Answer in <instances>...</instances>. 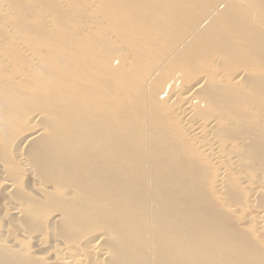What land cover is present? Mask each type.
Listing matches in <instances>:
<instances>
[{
    "label": "rangeland",
    "instance_id": "1",
    "mask_svg": "<svg viewBox=\"0 0 264 264\" xmlns=\"http://www.w3.org/2000/svg\"><path fill=\"white\" fill-rule=\"evenodd\" d=\"M21 1L25 6H27V8L19 13V0H0V166H2V168H0V246H9V248H15V250H19V252H22L18 254H24L27 255V257L30 256L28 259L31 258L33 260H36L37 262H40L41 264H44L47 261L38 260H40L41 257H46L45 255H48L46 258L50 260H53V256H56L55 258H58L57 252L54 251L53 247H55L54 244H56V242L58 243L60 239L61 242L64 239L66 241L67 239L74 240L75 242V240H78V238L82 237L81 242L78 240L79 242L76 241V244H72L71 241L70 243L69 241L67 242L71 246L77 245L79 243L78 246L82 247L84 246L83 243L89 237L83 236L89 233L99 232L104 227V225L108 224V221L103 222L99 217L95 219L88 218L82 221L76 227V229H64L61 234L59 231L60 225L57 226V223H54L55 221L53 222L52 214L57 210V204L63 201H71L72 199H74V194L70 192L65 193L63 189H54L53 183H55V181H53L52 179H47V175L42 173L37 163L39 159L46 157V151H44V149L49 146L51 133H48V131H46L48 133L45 134L46 136H42L39 141L33 144L31 143L29 146L25 145L27 144L25 141L21 143L20 141H17L15 136L18 135L20 137L19 134H21V137L23 134H25L23 135V137L31 136L36 130L44 128V126L46 125L48 130L51 131L50 127L58 124L62 127L57 128L55 126V128L52 129H60L59 135L70 142L69 138L71 139V133L76 127L74 121V113L77 115V121H79V125L83 122V128H81V131L83 132L89 129V121L92 120V118L100 121L103 115L107 118V116L111 114H116V117L118 118H113L114 121L115 119L116 121L118 120L117 122H115L116 127L119 126V128H121V126L123 127L124 124H126L129 131L136 132L133 130L138 127L141 128L139 118L141 117V114L142 116L143 114H145V111H147V109L150 110V104L151 110L153 112L156 109L155 112L157 117L154 121V118L152 116L153 113H151L150 116V111L148 110V115L150 116L149 121L148 119H146L148 115H145L146 121L143 123V126L149 125V129L151 130V132H142V136L150 134L154 137L153 127L158 129L161 128L162 134L163 132H165V135L163 134L162 136V140H165V142L160 141L158 144L162 146V144L166 143L168 147L170 146L169 144H171L172 146L174 145L173 147H176V150H178L176 154L181 157L183 156L182 159L184 160L189 159L191 163L190 168H192L193 166V168L195 169L194 179L196 180L195 189L197 190V192L191 193L188 199L199 206V210L201 213L203 210V212L207 214L208 217L212 218L214 216L216 218L219 224L218 230H222L223 232L228 233L232 238H236L237 236L240 237V235H243L244 238H247L249 240L248 243L250 244V246L248 247L252 248L251 250L228 249L229 253H236L241 251L254 263L264 264V245L256 237L255 232H253V230L255 231L254 222L249 219L246 220L247 208H249L250 206L249 201L251 198L249 199V197L251 195V192L249 193L246 187L242 186L241 181H239V174L241 172H245L250 174L249 177L252 181L260 179L261 183L264 182V174L262 175V172H258L257 170V172L255 171L253 173H249L248 171L251 169H255V166L257 167L261 157L258 154L253 155L250 152V148L254 145L253 141L256 139L255 136L245 135V133H251L252 131L256 132V130H261L262 128V126L257 128L255 126L256 119L253 120L250 118L256 114V109H254L253 111V106H255L256 104L253 99H251L254 86L255 84L259 86H261V83L264 84V56H262L264 54V0H198L189 9H185V4L183 9L179 8V5L187 0H155L153 5L156 9L152 11H149L147 6H143V3L140 4L139 0H133L131 3L140 7V10L134 9L131 11L124 9L125 4H121L123 0ZM220 4L222 5L221 11L219 10V13H217V15L212 20L219 18V15L222 13L223 17L221 16V21L217 22L216 25H219V28L221 30H224V27H227L230 22V26L232 25L234 29L237 28V30H240H236L238 34L240 33L239 36H236L242 40H245V46L239 49V46H237V44L240 45L239 40L227 43V45H232L233 47L237 48L236 51H238L235 52L233 56H231V58H233H230L229 62L227 63V61L224 60L219 62L217 61L219 59H222H217L219 57L217 55H221L220 53L223 52L222 50L225 47L223 44L217 42V45L220 46L219 49L221 50L219 53L214 49V46H212L213 43H211L212 45L206 43L205 45H203V47H201L204 50L202 51V53H206L205 57L202 56L201 58V56L198 55V50H200V47L198 49L193 48L191 49V52H197L196 55L192 54V57H190L189 60H180L181 63L179 62V64L178 58H172L174 51L178 50L177 47L179 46V44H181V42L182 45L185 42L184 47H187L189 46L188 44L190 43V39L192 40L198 37V34H193V29L196 33H198L203 28H206V30L210 31L209 27L207 26L198 29L199 26L195 25H197V23L199 24V22H203V20L208 17V15L215 9V7ZM58 5L60 6L58 7ZM14 9L18 13H16ZM110 12L115 15V18L107 17L108 13ZM170 12H172V16L166 18L170 14ZM17 14H20V18ZM63 15L64 18H62ZM177 15H180V19L178 20V22L174 23L171 18L176 17ZM55 16L58 23L56 22ZM129 19L133 21H144L145 19L150 22H155L157 24V31L154 33L157 35L162 34L160 35V37L162 38H159V40L157 39L151 47L142 48L139 45L141 43L140 39L137 38L135 40L134 36L129 31L131 28L127 23ZM48 20L49 23L47 22ZM51 23L56 24L52 25ZM117 23L122 24L123 26L120 28V32L122 34V42L120 43L116 42V38L119 37L118 31L108 30L107 27L108 24L114 25ZM223 24H225V26ZM191 25L195 27L193 28ZM35 31L36 33H34ZM115 35H117V37ZM61 37L62 39H60ZM67 38H69V42L67 41ZM203 38H205V36L200 39ZM232 38H235V35ZM61 40L63 42L65 41L66 43H60ZM116 45H118V47ZM119 45L121 48H123L121 49ZM175 46L177 49H175ZM184 47H180L183 50V53L185 49ZM132 48H135V51L137 52L145 50L146 54L143 53L144 55L139 60L136 59L134 64V68H136V71L129 76V74H127V67H129V65L133 63L132 59H134L133 53L131 51ZM173 48L174 51H172ZM73 49L75 50V56H79V59L81 61L80 67H82V71L79 75H75L73 77H68L67 73L66 76H64L59 72L61 68L68 67L71 70H75L74 64L71 59V57L73 56ZM167 51L169 55L166 54ZM86 52H88L89 56L86 54ZM174 54L177 55L176 52ZM178 54L180 55L182 53H180L179 51ZM223 54H225V50ZM156 55L157 58L159 57L160 59L158 58L157 60V58H155ZM163 56H165V58ZM114 57H119L120 59L118 58L119 60H117ZM162 60H165V66L164 64H162ZM173 60L176 70H174L175 68H173ZM153 61L157 65H155ZM159 61L160 64H158ZM90 63L95 68V70H93L92 72L91 79H89V75H86V70ZM107 63L108 66L110 64L109 68L113 65L111 67L113 69L112 71L117 70L119 72V76L117 78L106 79L104 73L107 68ZM186 63L188 64L186 65ZM158 65L161 66L158 67ZM217 65H219V67L221 68H218ZM169 67L171 68L169 69ZM219 69H221L222 71L220 73H223V71L225 72L223 76L219 75ZM243 70H246V75L245 77L241 76L239 80L238 76ZM177 71L179 72L177 73ZM14 73L16 76L14 75ZM175 74L177 75V78ZM204 76L206 78H204ZM207 76L210 79H207ZM5 77L7 80L5 79ZM169 77L171 78V80L172 78L178 79V77H180V79L178 80L180 85L176 87V90L178 91L175 90L173 85V87H171V89L169 88L166 93H162L165 88L166 80H168L167 83L170 81ZM234 80L236 81V84L234 83ZM247 80L251 84L250 89H248L249 86L245 82ZM226 81L227 83H225ZM240 81L242 82L241 84ZM195 82H202L204 87L213 84V86L219 87L221 84H226L225 86L221 85L223 89L228 88L230 85L229 88H232L231 91L233 93L231 92V94L233 96L238 94L237 88H239V91L242 93L241 95L238 94L239 97L236 96L235 99L237 100L238 98L239 100V98H241L240 100H245L246 98L247 100L250 99L251 103L255 104L246 105L243 100L242 102L240 101L239 104L234 103L232 104V106H230V108L234 110L235 114L238 115V110H235L236 108L234 107V105L236 106L237 104V107L239 108V116H242L243 119L247 118L242 122L241 128L243 129H239V127H237V123L235 124L232 121L230 123L229 119L227 121L226 117L220 114V111L222 112L224 111V109H219V107H213V109L210 107H206L203 104L200 105V103L195 106V114L198 108L201 111L200 112L198 110L197 115H199V113H201V115L198 116L197 119L201 121H210L212 119H216L215 121L217 122V126L215 128L214 134L215 132L217 133L216 138L222 144L221 150H224L223 153L225 154H227L229 151H233L226 156L231 157L233 155L234 157V154H236V158L238 157L237 155H239L240 160H238V158L237 160L242 165L240 166L241 168L239 167L240 169L238 171H235L233 168L229 167L230 165H227L229 163V159H227L228 162L226 161L223 163L222 161V163L220 162V164L219 161L217 162V164H219V166H221L223 169H228L227 177L223 182V185H225V183H228L227 188L225 187L227 185L224 186L228 193L226 192V194H221L218 198L214 196L216 194L214 192L216 182L215 175L218 172L215 168V165L217 164L213 161V164H215L213 165L211 161H209V159L206 158V156H204L202 152H200L195 147L196 145L193 143V140L189 134V126H185L184 124L182 125V115L181 113L179 114L176 109L177 105H180V101L176 98L178 94L187 92L192 85H195ZM215 82H217V86L215 85ZM105 84L110 85V91L112 93H119L124 98L128 99L125 103L122 104V106H120L121 108L119 110H117V104L120 103V99H123V97L117 94L119 99L115 95L113 98L110 93L108 95L109 98H111L112 96V98L115 100H110L107 96L106 99L108 98L109 100H107V102L105 103V98L103 99V97L105 96H102V93H100L103 90ZM232 86L235 88H233ZM35 87H37V89ZM63 88H70L72 97L66 95V92L65 96H58V91ZM233 89H235V91H233ZM74 91H76L75 97L73 95ZM201 91H199V93L202 96H199L198 94L199 98L204 96V92L202 89ZM226 91L228 90L226 89ZM152 95H154L156 98ZM66 96L67 100H65ZM153 97L155 98V100H157V103H155L156 101H153ZM63 99L66 102L62 101ZM145 99L147 102L143 103V100L145 101ZM109 101L113 102H111L110 104L112 106H115L114 108L117 112L113 107L112 109L110 105H108ZM114 101H117V103H115ZM149 101H151V103ZM171 102H173V104ZM104 103L107 105L104 106ZM78 106H84L86 108L80 109L77 108ZM240 107H242L246 114L242 112ZM103 108L106 109V115ZM108 109L110 111H108ZM40 111L41 114L44 113L42 114V117L44 118L42 119V122L39 123V126H33V123L31 124V122L34 120L35 114L37 112L40 113ZM217 111L220 115H216ZM209 112L211 113V115L209 114ZM241 113H243L244 115H241ZM201 116L204 118H201ZM119 118L121 119V121ZM161 119L162 123L160 122ZM156 120V124L161 123L162 126L156 125ZM183 128L185 130H183ZM119 132L120 133H117L116 131L117 134L121 135L122 131ZM58 138L59 137H57L56 140L63 139ZM14 140L15 143L13 142ZM101 141L102 138L101 135H99V137L95 139V142ZM85 143L88 150L99 148L98 145L88 146L87 139L84 135V137L81 136L80 147ZM243 144L246 146H242ZM110 145L107 147L109 148ZM128 146L131 149V155L132 153L140 155L142 149L141 145H138L137 142L134 143L132 140L129 141ZM118 150L119 149H117V151ZM23 153L29 159V163L31 165V169L27 173L24 168L22 169L20 167L22 166L20 164L22 158L21 155ZM137 155L135 156L137 157ZM190 163L188 165H190ZM251 166H254V168H252ZM85 167V164H83L82 169ZM4 177L9 180L11 179L12 182H15V185L13 184V186L16 187L15 190H12L14 189L12 188L11 191L8 188L7 184H5L7 183V179L6 181H4ZM185 180L186 178L180 181L184 182ZM188 184L189 178L184 183V185ZM224 187L222 186L220 192H225V190H223ZM8 191H11L12 194L10 192L9 195ZM30 200H32V205L35 207V209L39 207L41 208L39 214H34L33 216H29L26 218H22L17 214H13L14 212L12 211V208L15 207V205L18 206V201L21 206L23 205L22 207L26 208L27 203L31 202ZM255 202L257 205L256 207H258L259 205V207L261 206V209H264V192H261L259 193V195H257V199H255ZM230 203H234L236 205L238 204L240 211L238 210L239 212L237 211L236 213L232 214L227 208ZM223 204H226V206H224ZM63 205L67 206L65 204ZM243 208H246V212ZM7 212L8 214H5ZM25 220H29L30 224H26L28 221L25 223ZM30 220H33L36 229H32V221ZM23 222L27 226L30 225L31 228L28 229L29 232L25 230L27 226H24ZM242 223H245L247 225L243 227L244 224ZM114 226L116 227V225ZM30 229L33 231H30ZM37 229L38 231H36ZM12 230L15 232H13ZM23 230H25V232H23ZM135 230L138 233L147 231V238L149 239L154 237V233L152 232V230H150V228H148L144 223L135 227ZM244 230L246 232H244ZM247 231H249L248 233L251 232V234L248 235ZM40 236H42V238L44 237V239H40ZM14 237H17V239H15L19 242L15 243ZM216 238L219 242L221 236L217 235ZM41 240H43L42 243L39 242ZM212 241L213 240L208 239L206 241V244ZM191 242L202 243V241L197 236H193L191 238ZM220 242L219 247H221L222 245V243ZM237 242L243 244L241 240ZM15 244H17V246H13ZM134 245L137 246V243H135ZM252 245L254 246L252 247ZM49 250H51V252ZM81 250L84 249L82 248ZM259 252H261V254ZM28 253H30L31 255ZM73 253L74 255H78L76 251H74ZM18 254L16 253V255ZM166 254L168 256L167 260L169 261V264L172 263L175 258L174 251L169 250ZM39 255L40 257H38ZM215 255L216 254L210 257L197 256L194 257L191 262H189L186 257L185 264H225L219 257V255ZM35 257H38L39 259H36ZM76 257H80L79 260L82 257L81 263L84 262L83 264H98L96 260L97 257H93V259H90L89 257L85 258L84 254H79ZM142 258L146 259L148 257L142 254ZM5 260L13 261L11 258H6ZM51 262L52 261H48L47 264H50ZM135 262L140 264L138 261ZM107 263H109V259L105 260L104 262V264ZM157 263L158 257L155 256H150L149 261H147V264Z\"/></svg>",
    "mask_w": 264,
    "mask_h": 264
},
{
    "label": "bare ground",
    "instance_id": "2",
    "mask_svg": "<svg viewBox=\"0 0 264 264\" xmlns=\"http://www.w3.org/2000/svg\"><path fill=\"white\" fill-rule=\"evenodd\" d=\"M59 1H57V2H59ZM132 1L133 0H123L121 4H125L124 9H126L128 11H131L134 9L140 10V7L131 3ZM197 1L198 0H192V1L187 0L183 3H181L179 5V8L183 9L184 4H185L186 5L185 9H189ZM139 2H140V4L143 3V6H147L149 11L156 9L155 6L153 5L155 0H139ZM239 2H242V1H239ZM19 3H20V11H19V13H20L21 11L26 9L27 6H25L21 0H19ZM59 6L60 5H58V7ZM54 7H56V6H54ZM61 7H62V5H61ZM221 8H222L221 4L217 5L215 7V9L208 15V17L205 20H203V22H199V24L197 23V25H195V26H199L198 29H200L201 27L207 26V27H209L210 31L206 30V28H203L198 33H196V32H194V29H193V34L194 35L198 34L197 35L198 37L196 39H192V40L190 39L189 40L190 43L188 44L189 46H187V47L186 46L184 47L185 42L183 43V45L181 42V44H179V46L177 47L178 50L174 51V48H173V50L171 49L172 51H174V53L175 52L177 53V55L173 53L172 58L173 57H176V59L178 58V63L179 62L181 63L180 60H182V61L184 59L189 60V58L192 57V54L196 55V53H197V52H194V53L191 52V49H193V48L198 49L199 47H200L199 49L201 51L198 50V55H200L201 58H202V56L205 57L206 53H204V52L202 53V51H204V50L201 47H203V45H205L206 43L207 44L213 43V45L212 44L211 45L214 46V49L220 53V51H221L219 49L220 46L217 45V42H219L225 46L222 50L223 52L225 50V54H223V52H221L220 53L221 55H217V56H219L217 59H219V58H222V59L221 60L216 59V60L218 62L224 60V61H227V63H228L231 56H233L234 53L238 52V51H236L237 48L233 47L232 45H227V43H229L231 41L239 40L240 42L239 41L238 42L240 43V45L237 44V46H239V49L245 46V43H244L245 40H242L239 37H237V36H239L240 33L238 34L236 32L237 28L234 29L232 27V25L230 26V22H229V25L227 24L228 25L227 27H224L225 28L224 30L223 29L221 30L219 28V25H216L217 22L221 21L220 20L221 16L223 17L222 13L219 15V18L212 20L217 15V13H219V10L221 11ZM82 9H83V7H82ZM14 11L16 13H18L15 9H14ZM47 12H49V11H47ZM84 12H85V9H84ZM17 15L20 18V14H17ZM171 16H172V12H170V14L166 18L171 17ZM107 17L108 18H115V15L110 12V13H108ZM62 18H64V15L62 16ZM55 19H56V16H55ZM179 19H180V15H177L176 17L171 18V20L174 21V23L178 22ZM58 20H60V19H58ZM52 21H53V19H52ZM47 22L49 23V20ZM56 22L58 23L57 19H56ZM65 22H66V20H65ZM67 22H69V21H67ZM222 22H224V21H222ZM127 23L131 27L129 31L134 36V39L135 40L137 38L140 39L141 43L139 45L142 48H147V47L149 48L154 44V42L157 39L159 40V38H162V37H160V35H162V34L157 35L154 33L157 31V24L155 22H150V21H147L145 19H144V21H142V20L133 21V20L129 19ZM51 24L55 25L56 23L55 24L51 23ZM223 25L225 26V24H223ZM104 26H106V25H104ZM42 27H43V25H42ZM107 27H108V30H117L119 37H117V35H115L117 37L116 42H118V43L122 42V34L120 32V28L123 27L122 24H118V23L114 24V25L108 24ZM237 31H240V30H237ZM34 33H36V31ZM111 34H110V36H111ZM232 34H233V36L235 35V38H232L233 37ZM43 36H44V34H43ZM204 36H205V38L200 39ZM163 38H165V37H163ZM60 39H62V37ZM68 39L69 38H67V41H68ZM208 41H209V43H208ZM60 43H66V42L65 41L63 42L61 40ZM174 43H175V41H174ZM116 46L118 47V45H116ZM182 46L185 48L184 49L185 54L183 53V50L181 49ZM215 46H216V48H215ZM119 47H120V45H119ZM177 48L175 46V49H177ZM73 50H72L73 56L71 57V59H72V62L74 64L75 70H71L68 67L61 68L59 72L61 74H63L64 76H66V73H67L68 77H73L75 75H79L82 71V67H80L81 61L79 59V56L78 57L75 56V50L74 51ZM118 50H120V49H118ZM84 51H86V50H84ZM131 51L133 53L134 59H132L133 63L131 62L132 64H130L129 67H127V69H128L127 74H129V76L132 75L136 71V68H134V64H135L136 59L139 60L144 55L143 53L146 52L145 50L137 52V51H135V48H132ZM179 51L182 54L179 55L178 54ZM200 52H201V54H200ZM86 54L88 55V52H86ZM166 54L169 55L168 51ZM166 54H165V56H166ZM190 54H191V56H190ZM87 55H86V57H87ZM165 56H163V57L165 58ZM212 56H214V55H212ZM262 56H264V54ZM114 58H116V57H114ZM118 58L119 57H117L116 59L119 60L120 58L119 59ZM126 58H127V56H126ZM155 58H157V55ZM158 58H157V60H158ZM193 60H194V58H193ZM164 61L162 60V62H163L162 64H164V66H165ZM108 63H107V68L105 70L104 76L106 77V79L107 78L108 79L117 78L119 76V72L117 70L112 71L113 69L111 67L113 65L111 64L112 66L109 68L110 64L108 66ZM153 63H154V61H153ZM172 63L174 64V60ZM158 64H160V61L158 62ZM187 64L188 63H186V65ZM155 65H157V64H155ZM160 66L161 65H158V67H160ZM220 66H222V65H220ZM217 67L221 68V67H219V65H217ZM170 68L171 67H169V69ZM173 68H175L174 70H176L175 64H174ZM263 69H264V67H263ZM93 70H95V68L90 63L87 67V70H86V75L90 76L89 79H91V77H92ZM218 71H219V73L222 72L221 69H219ZM178 72L179 71H177V73ZM180 73H181V71H180ZM224 73L225 72L223 71V73H220L219 75L223 76ZM14 75H15V73H14ZM20 75H21V73H20ZM245 75H246V70H243L239 74L238 79L241 76L245 77ZM205 76H204V78H206ZM232 76H233V74H232ZM180 77H181V75H180ZM180 77H178V79L172 78V80L169 77L170 81L167 83L168 80H166L165 88H164L162 93H166L169 88L171 89V87H173V85H174V88L176 90V87H178V85H180L178 82ZM176 78H177V75H176ZM5 79H6V77H5ZM207 79H210V78H208V76H207ZM235 80H237V79H235ZM183 81H182V83H183ZM205 81H207V80H205ZM219 81H221V80H219ZM245 82L249 86L248 89H250L251 84L249 83V81L247 80ZM216 83L217 82H215V85H216ZM225 83H227V81ZM234 83L236 84V81ZM241 83L242 82L240 81V84ZM194 84L195 85L191 84L192 86L187 92H185L183 94L180 93V94H178V96L176 95L177 96L176 98L180 101L179 106L176 104L177 105L176 109H177L178 113L179 114L181 113V115H182V117H181L182 125L184 124L185 126H189L188 127L189 128V134L193 140V143L196 145L195 147L200 152H202V154L204 156H206V158H208L212 164H213V161L216 162V164L219 161V164H220V162L222 163V161H223V163H224L227 161V159H229V163L227 165L228 166L230 165L229 167L233 168L235 171H238L241 168L240 166H242L241 163H239V161H238V160H240L239 155H237L238 157H236V158H235L236 154H234L235 155L234 157H233V155L231 157L226 156L227 154L229 155L233 151H229L227 154L223 153L224 150H221L222 144L216 138L217 133L215 132V134H214L215 128L217 126V122L215 121L216 119L215 120L212 119L210 121H201V120L197 119L198 116L201 115V113H199V115H197L199 108L197 110V107H196L197 111L195 114V106L200 103V105L203 104L206 107H210V108H213V107L218 108L219 107V109H224V111H222V112L220 111V114L222 116H225L227 121L229 119L230 123H231V121L234 122L235 124L237 123V125H238L237 127H239V129H240L242 122L245 121V119H247V118L243 119L242 116H239V108L237 107V104H236V106L234 105V107L236 108L235 110H238V115L235 114L234 110L231 109L230 106H232V104H234V103L239 104L240 101L242 102L244 100V99L240 100L241 98H239V100H238V98H237V100L235 99V97L236 96L239 97L238 94L241 95L242 92H240L239 88L236 87L237 91H238V92L237 91L236 92L238 94L233 96L231 94L232 88H229L230 85L228 88L223 89L222 86H225L226 84H221L222 86L219 84L220 85L219 87L213 86L214 84L213 85H207V87H204L202 82H197V83L195 82ZM19 86H21V85H19ZM181 87H182V85H181ZM202 87H204V88H202ZM35 88L37 89V87H35ZM233 88H235V87H233ZM41 89H43V88H41ZM44 89H46V88H44ZM201 89L204 92V96L199 98L198 94H199V96H202L199 93V91H201ZM226 89L228 91H226ZM172 90H173V88H172ZM176 91H178V90H176ZM233 91H235V89H233ZM241 91H243V90H241ZM65 92H66V95L72 97L70 88L60 89L58 91V96H60V97L65 96ZM173 92H175V91H173ZM100 93H102V96H105V97H103V99L105 98V103L107 102V100L113 99L114 95L118 98L117 94H119V93H112L110 91V85L109 84H105L103 87V90ZM109 94L112 95L113 98H112V96H111V98H109V96H108ZM73 95L75 97L76 91L73 92ZM119 95L122 96L121 94H119ZM107 96L109 99L108 98L106 99ZM152 96H154V95H152ZM154 97H153V101H156L155 103H157V100H155L156 97L155 98ZM162 97H164V96H162ZM172 97H173V95H172ZM251 97H252L251 99H253V101L255 102L256 105L251 103L250 99L247 100L244 97L245 98L244 102L246 103V105H255V106H253L254 107L253 111H254V109H256V114L253 117H251L250 119H253V120L256 119L255 120L256 121L255 126L257 128L262 126V128H261V130H256V132L252 131L251 133H245V135L255 136L256 139L253 141L254 145L250 148V152L253 155L258 154L261 157V159H260V162L257 165V167L255 166V169H251L248 171H249V173H251V172L253 173L255 171L257 172V170H258V172L259 171L262 172L261 174L263 175L264 174L263 173L264 172V105H263L264 84L263 83H261V86L255 84ZM65 100H67V96H66ZM113 100H115V99H113ZM120 100H121L120 103L117 104L118 105L117 110H119L121 108L120 106H122V104L125 103L128 99L123 97V99H120ZM62 101H64V99ZM117 101L116 102L114 101V102L117 103ZM151 101H149V102L151 103ZM64 102H66V101H64ZM111 102L112 101H109L108 105H110L111 108L112 107L114 108L115 106H112L110 104ZM144 102L145 103L147 102L146 99H145V101L143 100V103ZM105 103H104V106L107 105ZM171 103L173 104V102H171ZM173 106H175V105H173ZM77 108L82 109V108H86V107L78 106ZM149 108H150V110L147 109V111L148 110L150 111V116H151V113H153L152 116H153L154 121H155V119L157 117L156 112H155L156 109L153 112L151 110L150 104H149ZM225 108H226V110H225ZM240 108H241L242 112L244 114H246L244 112V110L242 109V107H240ZM103 109H104V113H105L106 109L105 108H103ZM114 110H115V108H114ZM108 111H110V110L108 109ZM147 111H145V114H143V116L141 114V117L139 118L140 126H141L142 130L140 127H138V128L133 130L136 132L129 131L126 124H124V121H123V124H124L123 127L122 126H121V128H119V126L116 127L115 122H117L118 120L116 121V119H115V121H114V119H113L116 117V114L115 115L113 114L114 117L112 114L108 115L110 118L108 116L106 118L103 115V117L100 119V121L92 118V120L89 121V129H87L85 132H83V131H81V128H83V122L79 125V121H77L78 120L77 115L74 113V118H75L74 121H75L76 130H75V128L73 129V131L71 133V139L68 137L70 142H68L64 137L59 135L60 129L59 130L55 129L56 131L54 129H52V128H55V126L57 128L62 127L61 125H58V124L55 126H51L50 127L51 131L48 130L47 125H46V126H44V128L36 130L33 133V135H31V136L23 137V135H25V134H23L22 137H21V134H19L20 137L18 135L15 136L17 141H20V143L25 141L27 143L25 145L29 146L31 143L33 144V143H36L37 141H39L41 139V137L44 136L45 134L51 133L49 146H47V148L44 149V151H46V157L39 159L37 161L38 166H39L40 170L42 171V173L47 175V177H46L47 179H52L53 181H55V183H53L54 189H63L65 193L70 192V193L74 194V199H72L71 201H63V202L57 204V210L54 211L55 213L53 212V214H52L53 222L55 221L54 223H57L56 224L57 226L60 225V227H59L60 229L57 228V229H59L60 233L64 229H71V230L76 229V227L82 221H84L88 218L95 219V218L99 217L101 219V221H103V222L108 221V224L104 225V227L101 229V231L95 232V233H89V234L83 236V237L89 236L86 239V241L83 243L84 246H82V247L78 246L79 243L77 245L71 246L67 243L68 241H69V243L71 241L72 244H76L77 243L76 241H78V240L81 242L82 237L78 238V240H75V242H74V240H68V239H67V241L64 239L61 242V239H60V241H58V243L56 242V244H54V246L56 248L53 247L54 251L57 252L58 258H55L56 256H53L54 257L53 260H50V259L46 258L48 255L44 254L46 257H41L42 259L40 258V260H38V261H41V260L47 261L45 263L42 262L44 264H47L48 261L49 262L52 261L50 264H83L84 262L81 263L82 257L79 260L80 257L78 258L76 256H78L79 254L80 255L84 254L85 258L89 257L90 259L91 258L93 259V257H97L96 260H97L98 264H104L105 260H108V259H109V263H107V264H115V263H117V264H138L135 261H138L140 264H147V261H149L150 256L158 257V263L157 264H169V261L167 260L168 256L166 253L169 250H172V251H174V257L175 258H174V261L170 264H185L186 263V257H187L188 261L191 262L194 257H197V256L210 257L214 254H216L215 256L219 255V257L222 259V261L225 264H257V263H254L252 260H250V258L246 257L245 254H243L241 251L236 252V253H229V251H228V249L251 250L252 248L248 247V246H250V244L248 243L249 240L247 238H244L243 235H240V237L237 236L236 238H232L228 233H225L222 230H218L219 224H218V221L216 220V218L214 216L212 218L208 217L207 214H205L203 212V210L201 213L199 210V206L194 204L193 202H191L190 199H188V197L191 193L197 192V190L195 189L196 180L194 179L195 169L193 168V166H192V168H190L191 163H190L189 159L184 160V159H182L183 156L181 157L178 154H176V152L178 150H176V147L175 148L173 147L174 145L172 146L171 144H169L170 146L168 147L166 145V143L162 144V146L158 144L160 141L165 142V140H162V136L165 132H163V134H162L161 128L158 129V128L153 127L154 137L150 134L146 135V136H142V132H151V130L149 129V125L143 126V123L146 121L145 115L149 114V111L148 112ZM157 112H158V110H157ZM214 112H215V110H214ZM37 113L35 114L34 120L31 122V124L33 123L32 124L33 126L34 125L39 126V123H41L42 119L44 118V117H42V114H44V113L41 114V111H40V113L39 112H37ZM154 113H155V115H154ZM243 113H241V115ZM209 114L211 115L210 112H209ZM218 114L219 113L217 111L216 115H218ZM105 115H106V113H105ZM111 116H112V120H111ZM150 116L148 115V117L146 118V119H148V121H149ZM201 118H204V117L201 116ZM120 121H121V119H120ZM160 122L162 123V119L160 120ZM156 123H157V120H156L155 124ZM161 123L156 124V125L162 126ZM218 127H219V125H218ZM241 129H243V128H241ZM118 130L122 131L121 135L117 134V133H120ZM183 130H185V129L183 128ZM46 131H48V133ZM116 131H117V133H116ZM84 135L87 139L88 146L98 145L99 148L88 150L86 148V143L80 147L81 136L84 137ZM99 135H101L102 141L101 142H95V139L98 138ZM15 137H13V138H15ZM57 137L63 138V139L56 140ZM13 138H12V140H13ZM132 140L134 143L137 142L138 145L142 146L140 155H137L135 153H132V155L130 154L131 149L128 146V144H129V141H132ZM182 140H184V139H182ZM192 140H190V141H192ZM13 142L15 143V140ZM0 143H1V139H0ZM242 143H243V141H242ZM109 145H110V147L108 148L107 146H109ZM242 146H246V145L243 144ZM236 148H238V147H236ZM239 148H241V147H239ZM117 149H119V150L117 151ZM229 149H230V147H229ZM226 151H228V150H226ZM24 153L21 155L22 158H21V164L20 165H22V166H20V167L22 169L24 168L26 170V173H27L30 171L31 165L29 163V159L27 158V156ZM135 155H137V157ZM237 158H238V160H237ZM186 161H187V163H186ZM189 163H190V165H188ZM83 164H85L86 167L82 169ZM219 164H217V165L213 164V165H215V168L218 171L217 174L215 175L216 176L215 177L216 182L214 181L215 182L214 192L216 193L214 196H216L217 198L221 194H224V193L226 194L227 191H226L225 187L226 188L228 187V183L227 184L225 183V185H227V186L223 185V182L225 181V178L227 177V174H228V171H227L228 169H225V168L223 169L221 166H219ZM237 166H238V169H237ZM0 168H2V166H0ZM252 168H254V166ZM239 175H240V180H239V178H238V180L241 181L242 186H245L246 189L249 191V193L251 192V195L249 197V199L251 198L249 201L250 206H249V208H247V206H246V208H247V214L245 213L246 214V220L249 219V220H252V222H254L255 231L253 230V232H255L256 237L264 245V209H261L260 208L261 206L259 207V205H258L259 208L256 207L257 205L255 202V199H257V195H259V193H261V192H264V184H263L264 182L261 183L260 179L253 180L254 181L253 182L249 177L250 174L245 173V172H241ZM2 177H3V175H2ZM184 178H186V180L184 182L180 181ZM188 178H189V184L184 185V183L187 181ZM6 179L7 178H5L4 181H6ZM5 184H7L8 188L10 190L12 188H14L12 190L16 189V187L13 186V184L15 185V182L14 181L12 182L11 179L10 180L7 179V183H5ZM250 185H252V186H250ZM222 186L223 187L225 186L223 188V190H225V192L224 191L220 192V189L222 188ZM10 192L8 193L9 195H10ZM11 194H12V192H11ZM224 196H226V195H224ZM30 201L32 202V200H30ZM13 202H14V200H13ZM31 202L30 203L28 202L26 205V208H24V207H22L23 205L21 206V204L18 201V206L15 205V207L12 208V211L14 212V213L13 212L12 213L14 215L17 214L18 216H20L22 218L33 216L34 214H39L41 211L40 210L41 208L39 207V208L35 209V207L32 205L33 202L32 203ZM63 204H65L67 206H64ZM253 204H255V205H253ZM223 205L226 206V204H223ZM3 206H5V205H3ZM238 206H239L238 204L236 205L234 203H230V205H228L227 208L233 214L239 210ZM245 209H244V211H245ZM4 212H6V211H4ZM8 212L5 214H8ZM18 216H17V218H18ZM246 220H245V222H246ZM30 221H32V223H31L32 229H34L35 228L34 222H33V220H30ZM24 222L25 223L27 222L26 224H30L29 220H25ZM25 223H24V226L26 225ZM142 223L146 224L147 227L150 228V230H152V232L154 233V237L149 239V238H147V231L143 232V233H138L135 230V227L141 225ZM113 224L116 225V227ZM238 224H239V221H238ZM242 224H244V226L242 225L243 227H245V225H247L245 223H242ZM54 225H52V226H54ZM22 228H25V227H22ZM29 228H31L30 225L27 226V228L25 230L28 231ZM25 230H23V232H25ZM30 231H33V230L30 229ZM36 231H38V229ZM13 232H15V231H13ZM244 232H246V231L244 230ZM248 232L249 231H247L248 235L251 234V232L250 233H248ZM6 233H7V231H6ZM57 233H59V232H57ZM43 234H44V232H43ZM252 234H254V233H252ZM217 235L221 236V238L219 240V242L221 241L220 243H222L221 247H219L220 244L216 238ZM10 236H13V235H10ZM193 236H197L202 241V243H200V242L192 243L191 238ZM40 237H41L40 239H44V237L43 238H42V236H40ZM15 238L17 239V237H14V239ZM16 239L14 240V242L15 243L19 242ZM208 239L213 240V241L206 244V241ZM240 240L242 241L243 244L237 242ZM42 241L43 240H41L39 242L42 243ZM135 243H137V246L134 245ZM13 246H17V244H15ZM18 246H19V244H18ZM253 246L254 245H252V247ZM82 248L84 250H81ZM17 249H18V247H17ZM49 251L51 252V250H49ZM74 251H76V253L78 255L75 254L76 255L75 256L73 253ZM16 253L18 254V253H22V252H19V250H15V248H11V247L9 248V246H7V247L6 246H3V247L0 246V264H41L40 262H37L36 260H33L31 258L30 259L32 261L30 259H28L30 256L27 257V255H24V254L16 255ZM31 253H32V251H31ZM72 253H73V255H72ZM219 253H222V254H219ZM259 253L261 254V252H259ZM28 254H30V253H28ZM142 254H144L148 258L143 259ZM38 257H40V255ZM38 257L37 258L35 257V258L39 259ZM6 258H11L13 261H6L5 260Z\"/></svg>",
    "mask_w": 264,
    "mask_h": 264
}]
</instances>
